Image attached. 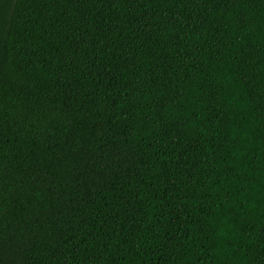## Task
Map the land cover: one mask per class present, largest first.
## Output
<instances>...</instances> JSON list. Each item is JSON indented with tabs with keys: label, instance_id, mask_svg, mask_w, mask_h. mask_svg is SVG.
I'll return each mask as SVG.
<instances>
[{
	"label": "trees",
	"instance_id": "16d2710c",
	"mask_svg": "<svg viewBox=\"0 0 264 264\" xmlns=\"http://www.w3.org/2000/svg\"><path fill=\"white\" fill-rule=\"evenodd\" d=\"M0 264H264V0H0Z\"/></svg>",
	"mask_w": 264,
	"mask_h": 264
}]
</instances>
